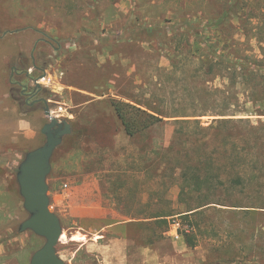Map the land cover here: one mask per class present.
<instances>
[{"label":"rangeland","instance_id":"1","mask_svg":"<svg viewBox=\"0 0 264 264\" xmlns=\"http://www.w3.org/2000/svg\"><path fill=\"white\" fill-rule=\"evenodd\" d=\"M212 54L248 64L264 58V0H0V264H29L44 242L16 233L27 216L16 167L44 141L48 117L45 102L32 104L11 83L13 68L18 80L27 68L29 85L40 89L35 97L72 124L47 178L66 264H264V172L258 184L218 188L207 198L179 193L184 163L232 167V148L215 144L250 137L243 122L202 127L217 117L264 121L209 112L190 117L201 128L183 124L189 133L182 136L175 121L182 109L251 101L246 85L233 87L228 64L208 71ZM254 72L249 85L264 86V68ZM111 99L171 117L130 137ZM163 214H171L166 223L155 217ZM123 221L125 231L112 227ZM176 221L178 237L167 231ZM98 237L109 247L91 251Z\"/></svg>","mask_w":264,"mask_h":264},{"label":"trees","instance_id":"2","mask_svg":"<svg viewBox=\"0 0 264 264\" xmlns=\"http://www.w3.org/2000/svg\"><path fill=\"white\" fill-rule=\"evenodd\" d=\"M211 55V54H210ZM213 57L207 56L208 71H212L215 65H221L228 68L229 77L234 84L233 87L237 85H246L244 90L247 91L248 95H251V101L246 100L242 103L236 102H227L222 104H216L215 108L211 111L202 109L201 111L187 112L182 109V120L175 119L177 123L182 122V136L186 137L189 132L184 130V127L188 125L183 124H193L195 130L201 128L199 119H189L190 117L202 116L207 113H212L217 116L224 115H256L259 117L264 116V86L250 84L248 83V78L255 76L254 70L264 68V58L262 60H256L251 63H246L240 57L233 59L227 58L223 55L212 54ZM263 62V63H262ZM47 62H44V66ZM38 66H35L37 69ZM41 69L42 67L39 66ZM11 75V83L18 85L20 89V94L27 95L26 93H35L39 92V87L36 85H29V79L32 78V74L28 73L27 68L24 69V79L18 80L15 79L14 75L17 71L13 68ZM19 72V71H18ZM262 85V84H261ZM44 103V101L38 102ZM129 104L124 101H119L111 99V105L113 106L117 116L122 122L125 133L128 136H134L137 133L162 122L164 117H171L164 115L155 109H152V112H149V106H142L141 103ZM185 117H188L186 119ZM259 125H252L249 117L245 118H223L217 117L212 119L211 123L208 126H205L202 129H217L222 130L229 123L235 125V123H247L249 127V132H247L250 137L241 141H237L232 137L228 136L227 142H219L215 144L216 147L226 149V145H229L232 149V153H229L228 158L234 161L232 167H228L223 164H217L215 166H206L200 167V165H190V163H184L182 167V181L180 184V194L187 191L195 192L207 198L209 195L213 194L218 188L225 189H236L238 187L248 186L253 183H260L262 179V174L264 172L261 167V159L257 155L261 151L262 146H264V121L260 120ZM189 128V126L187 127ZM190 135L194 133L190 132ZM187 140L182 139V143L188 145ZM193 143V142H192ZM192 145V144H191ZM229 149V148H228ZM263 149V148H262ZM203 194H202V193ZM211 202L203 203L194 208H190L187 211H192L191 213L197 212L198 208L205 207ZM195 210V211H193ZM171 214H163L155 216L156 219L161 220L163 223H166V217Z\"/></svg>","mask_w":264,"mask_h":264},{"label":"water","instance_id":"3","mask_svg":"<svg viewBox=\"0 0 264 264\" xmlns=\"http://www.w3.org/2000/svg\"><path fill=\"white\" fill-rule=\"evenodd\" d=\"M43 101V111L48 117L40 130L44 141L26 151L16 167L15 179L22 197V207L27 213L17 225L16 233L31 231L44 240L32 252L29 264H66L57 250L63 227L60 217L50 207L47 178L52 169L53 154L64 138L72 133V124L67 118L52 115L46 100Z\"/></svg>","mask_w":264,"mask_h":264},{"label":"crops","instance_id":"4","mask_svg":"<svg viewBox=\"0 0 264 264\" xmlns=\"http://www.w3.org/2000/svg\"><path fill=\"white\" fill-rule=\"evenodd\" d=\"M51 209H52V206L50 205ZM54 208V207H53ZM54 211V210H53ZM55 212V211H54ZM57 214V213H56ZM127 222H119L117 223L115 226H112L114 227L115 230H122V231H125V225H126ZM138 223V225H140V227H142L141 224H139L140 222H136ZM121 231V232H122ZM169 231L170 233H172L174 235V231H175V227L173 226V224H170L169 226V229L167 230ZM178 234V233H177ZM126 236V235H125ZM122 237V240H125L126 237ZM99 239H101L100 237L96 238L95 241L93 242H90V250L93 251V250H96L98 252H102L104 249L108 248L109 245H100L99 244ZM150 249V246L148 244H145L143 247H142V251L148 256L149 255V250ZM123 252H120V256H122Z\"/></svg>","mask_w":264,"mask_h":264},{"label":"flooded vegetation","instance_id":"5","mask_svg":"<svg viewBox=\"0 0 264 264\" xmlns=\"http://www.w3.org/2000/svg\"><path fill=\"white\" fill-rule=\"evenodd\" d=\"M22 94H23V93H21V95H22ZM26 94H27V98H28V100L31 99V103H32V104L43 101L42 98H36V97H35L36 94H35L34 92H33V93L28 92V93H26Z\"/></svg>","mask_w":264,"mask_h":264},{"label":"built area","instance_id":"6","mask_svg":"<svg viewBox=\"0 0 264 264\" xmlns=\"http://www.w3.org/2000/svg\"><path fill=\"white\" fill-rule=\"evenodd\" d=\"M62 108H60L61 110ZM52 112V111H51ZM173 226L175 227V231H174V236L175 237H178V234H177V229L179 227V223L176 221V222H173Z\"/></svg>","mask_w":264,"mask_h":264},{"label":"bare ground","instance_id":"7","mask_svg":"<svg viewBox=\"0 0 264 264\" xmlns=\"http://www.w3.org/2000/svg\"><path fill=\"white\" fill-rule=\"evenodd\" d=\"M62 236H63V234H62ZM74 238L76 240H84L85 239V236L83 234H75L74 235Z\"/></svg>","mask_w":264,"mask_h":264}]
</instances>
